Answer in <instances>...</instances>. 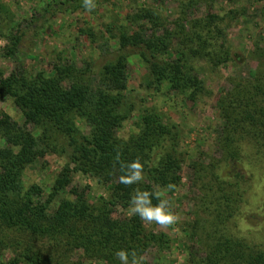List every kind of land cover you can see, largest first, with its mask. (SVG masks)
Wrapping results in <instances>:
<instances>
[{
    "label": "trees",
    "instance_id": "trees-1",
    "mask_svg": "<svg viewBox=\"0 0 264 264\" xmlns=\"http://www.w3.org/2000/svg\"><path fill=\"white\" fill-rule=\"evenodd\" d=\"M188 3L195 5L192 0ZM180 13L182 17L173 28H159L161 32L152 9L132 13L128 21L137 29L119 33L111 59L97 68L96 75L90 64L78 67L73 61L60 59L50 65L49 71L27 73L14 68L4 75L0 70V98L9 97L22 118L21 124L5 114L0 118V243L8 232L13 233L10 240L25 238L16 256L0 260V264H18L19 256L27 264H65L64 252L120 264L115 256L118 250H134L137 256L145 252L150 240L140 230V218L113 217L112 208L129 207L136 188L153 191L157 186L176 183L179 163L173 148L175 133L154 113L144 112L138 117L134 135L126 139L115 135L132 109L123 94L127 56L136 55L145 65L147 86L164 87L191 102L202 88L192 61L203 60L215 67L229 58L221 18L213 13L187 18L184 10ZM144 21L154 26L149 34L143 30ZM20 37L9 34L0 56H14ZM95 77L97 86H93ZM230 82L214 100L221 121L218 158L209 164V185L201 187L212 192L216 203L209 223L211 234H207L210 242L203 243V263L264 264V252L258 246L229 235L216 236L215 232L236 211L235 203L245 191L242 183L255 176L264 181V70L258 67L250 81ZM77 120L89 126L88 135L79 133ZM58 146L69 148L73 171L108 185L106 200L100 197V201L91 203L83 189L71 187V199L60 200L48 212L50 198L70 183L67 169L54 178L44 202L34 200L33 195L39 192L35 185L23 189L20 177L25 166L45 149ZM117 153L124 162L139 159L144 164L143 182L132 186L119 182L123 173L114 160ZM224 165H233L235 171L224 175ZM152 203L158 201L153 199Z\"/></svg>",
    "mask_w": 264,
    "mask_h": 264
},
{
    "label": "rangeland",
    "instance_id": "rangeland-1",
    "mask_svg": "<svg viewBox=\"0 0 264 264\" xmlns=\"http://www.w3.org/2000/svg\"><path fill=\"white\" fill-rule=\"evenodd\" d=\"M188 1L95 0L97 6L89 12L83 0H0V48L7 43L9 34H21L16 54L0 56V70L4 75L14 68L27 73L49 71L50 65L58 59L73 61L78 67L90 64L96 75L97 68L111 59L119 33L137 29L128 17L141 8L152 9L157 14L158 30L173 28L182 17L180 10H184L187 18L201 17L205 13L221 18L229 58L215 67L203 60L192 61L202 85L193 102L164 87L147 86L145 65L136 55L127 56L123 94L132 109L130 117L115 129V135L123 139L134 135L138 131V117L144 112L154 113L175 133L173 148L179 163V179L166 192L165 198L181 220L174 228L162 229L140 219V230L150 240L142 254L143 264H204L203 243L210 242L207 234H211L209 223L216 207L212 192L201 189L209 185V164L218 158L221 121L214 100L220 90L229 87L230 80L247 82L258 67L264 70V0H192L195 5L187 6ZM143 23L144 32L149 34L154 26ZM96 83L97 77L93 79V86H97ZM2 114L22 123L9 97L0 98V118ZM76 127L83 135L90 132L89 126L80 120L76 121ZM36 133L39 132L36 130ZM68 154L66 146L45 149L41 156L25 166L20 177L23 189L35 185L39 192L33 195L34 200L44 202L50 196L54 178L63 169L70 170L69 185L50 198L48 212L60 200L71 199L68 193L71 187L83 189L91 203L100 201V197L108 198V185L96 177L73 171ZM202 170L207 171L202 173ZM234 171L233 165L222 167L224 175L229 176ZM242 185L245 191L242 199L235 203L236 211L224 225H218L220 231H215L216 236L229 235L256 245L264 252V181L255 176ZM128 208L113 206L112 216L128 217ZM12 235L11 232L5 234L0 243L2 262L15 257L24 244V237H21L23 240H10ZM78 255L64 252L63 261L65 264H106ZM18 264L27 263L19 256Z\"/></svg>",
    "mask_w": 264,
    "mask_h": 264
},
{
    "label": "clouds",
    "instance_id": "clouds-1",
    "mask_svg": "<svg viewBox=\"0 0 264 264\" xmlns=\"http://www.w3.org/2000/svg\"><path fill=\"white\" fill-rule=\"evenodd\" d=\"M83 6L86 11H93L96 8L95 0H83ZM115 162L119 164L120 171L123 173L119 176V182L125 186L138 185L145 180L144 164L136 159L132 162H124L121 160L120 153L114 158ZM174 186L168 185L167 188H157L153 191H143L139 188L134 189V192L129 201L128 214L138 216L146 223H155L162 229L174 228L181 217L171 210L170 201L165 198L166 192ZM156 199L158 203L155 205L152 200ZM116 258L120 264H143L144 257L137 256L133 250H118L115 253ZM131 257V259H130Z\"/></svg>",
    "mask_w": 264,
    "mask_h": 264
}]
</instances>
